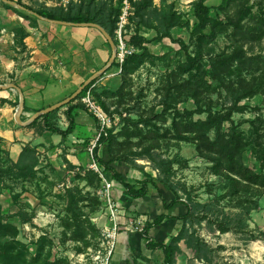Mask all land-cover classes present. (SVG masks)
<instances>
[{
    "label": "rangeland",
    "instance_id": "374dc122",
    "mask_svg": "<svg viewBox=\"0 0 264 264\" xmlns=\"http://www.w3.org/2000/svg\"><path fill=\"white\" fill-rule=\"evenodd\" d=\"M15 1L33 8L32 11L55 8L47 5V0ZM198 1L155 0L158 7L164 2L168 6L173 5L174 10L190 22L189 26L175 27L163 38L161 26L149 29L141 25L138 30V19L134 17L129 35L139 33L147 38L143 47L134 45L135 53L144 54L145 61L136 69L116 74L124 82L117 89L101 83L103 75L96 77L94 83L99 82L97 92L102 94L112 127L107 135L110 139L100 140L95 152L98 151L99 156L102 152L110 157L127 156L136 160L135 164L122 161L131 165L132 174L128 172L127 175L131 182L139 181L138 177L145 179L144 172L157 178L158 170L146 157L148 154H154L157 159L175 160L173 180L187 188L180 194L187 200L191 195L194 202L201 204L198 214L187 225L194 236L197 251L181 241L175 264H264V192L253 187L237 197L226 195L225 179L213 171V163L208 157L200 155L194 135L180 138L179 124L174 123V120L180 122L179 113L185 109L194 110L202 106L203 109L211 107L213 111H226L231 105L225 89L210 74L206 76L207 83L201 88V95H193V88L184 85L190 75L180 74L177 70L178 65L187 60V54H196L198 43L194 24L198 21L195 16V3ZM97 3L102 4V1L96 0ZM206 3L211 7L213 18L225 22L233 18L242 27L238 29L233 22L228 23L226 31L218 33L215 39L207 40L206 63L211 56L231 53L237 47H242L248 57L254 58L251 65L236 63L232 74L234 78L242 74L256 90L255 95L240 101L239 105L244 109L234 112L232 117L240 130L250 135L252 121L257 116L264 119V0H206ZM41 20L29 10L0 0V67L5 56L17 60L27 50L28 30L40 27ZM105 44L110 51L109 60L112 49L107 39ZM115 65L108 73L118 70ZM207 69L209 71L210 67ZM76 101L85 107L81 98ZM65 108L67 106L59 111ZM206 115L205 112L196 113L194 118H206ZM136 120H151L153 126L141 124L142 133L132 135L136 128L131 121ZM110 130L113 133L111 137ZM97 136L98 128L86 141L91 160L89 148ZM244 157L246 163L255 161L251 154L245 153ZM90 162L87 166L71 168L66 164V168H56L43 158L33 169V174L26 178L4 175L0 181V224L13 225L17 234L0 226V241H17L18 249L26 252L28 264H46L56 260H61V264L100 263L107 251L103 245L102 228L98 224L106 216L101 214L103 204L98 196L101 184L90 185ZM3 165L11 166V162L7 160ZM159 185L167 192L160 182ZM150 188L160 193L153 184ZM112 193L118 203L117 189L114 188ZM70 194L76 200L73 204H69ZM132 199H127V203L119 208L128 210L125 207L136 200ZM75 213H82L83 218L84 214L89 215L101 232L96 235L88 233L85 239H76V226H66V222H73ZM182 223H179L180 227ZM221 224L228 226L229 231H221Z\"/></svg>",
    "mask_w": 264,
    "mask_h": 264
},
{
    "label": "trees",
    "instance_id": "16d2710c",
    "mask_svg": "<svg viewBox=\"0 0 264 264\" xmlns=\"http://www.w3.org/2000/svg\"><path fill=\"white\" fill-rule=\"evenodd\" d=\"M19 3L21 4V2ZM26 7L33 10L29 6ZM34 11L53 20H64L76 23L96 22L101 24L115 37L119 9L114 7L113 4L104 1H102V4H96V0H83L80 4L70 5L68 9L55 7L49 11ZM195 16L198 20L194 24L198 43L196 54L194 56L187 54V60L181 62L177 70L180 74L190 75V78L185 81L184 85L186 88H193V95H201V88L207 83L206 76L210 74L211 78L219 81L220 87L225 89L231 100V105L227 107L226 111H213L211 107L203 109L202 106L194 110L185 109L181 114L179 113L181 117L180 122L178 123L174 120L176 125L179 124V136L180 138H187L185 137L187 134L194 135L193 139L197 144V150L200 155L208 157L213 163V171L225 179L228 187L225 192L226 195L237 197L244 190L247 192L253 187H257L259 191L264 192V119L261 116H257L252 121L251 134L247 135L240 130L232 118L234 112L244 109V107L239 105L240 101L243 98L256 94L254 86H250L242 74H239L236 78L233 77V67L236 63H239L241 66L251 65L254 58L248 57L242 47H237L231 53H217L209 58L208 63H206L205 57L207 40L215 39L218 33L226 31L229 25L228 23L233 22L238 29H242V27L236 24L233 18H230L229 22H225L223 19L213 18L211 7L206 3V0H199L195 3ZM136 18L138 19V30H140L139 26L141 25L149 29H155L161 26V38L168 36L170 31L175 27L190 25L189 21H185L182 15L174 10L173 5L168 6L164 2L161 7H158L155 5V0L139 1L136 4ZM156 22L159 23L156 24ZM127 39L132 45L138 47H143L144 43L148 41L145 36L139 33L127 35ZM144 61V54L134 53L124 63L123 72L136 69ZM207 67H210L209 71ZM95 81H92L75 100L66 105V115L69 120V126L66 130H62L60 127L49 122L50 117L57 113L59 109L39 117L32 125L35 126L43 119L47 129L61 134L64 138L73 133L77 125L75 111L80 107H84L82 104L75 102L86 93ZM123 85L124 82L122 83ZM95 94L99 102L106 109L102 94L97 92V90ZM204 112L207 113L206 118H194L196 113ZM131 123L136 128L132 135L142 133L139 128L141 124L148 127L153 126L151 120H136L131 121ZM111 136H113L112 130H110ZM109 139V136H103L101 140L106 141ZM245 153L251 154L255 158V161L246 163ZM95 157L105 166L108 175L113 180L122 184L125 195L134 199L145 197L149 192L150 184H153L160 191L166 209L173 208L177 203L186 205L187 211L185 214L180 216L166 213L159 214L153 221L146 223L141 231L142 236L147 240L149 248L163 250L164 261L162 264H175L176 254L180 250L179 243L181 241H185L189 247L197 251L194 236L189 232L187 225L198 214L201 204L194 202L191 195H189L190 200H187L180 194L181 190L187 191V188L186 186L178 185V183L176 184L173 180L174 164L176 163L174 159H157L154 154H148L146 157L151 159L155 169L158 170L157 178H154L149 172H144L145 179L131 182L111 164L116 160L135 164L136 160H131L125 156L120 158L111 157L109 161H106L98 155V151H96ZM4 162L0 156V181L6 174L26 178L30 174H33V169L40 164V159L36 147L28 145L25 147L17 162L11 161V166L8 167L3 165ZM66 163L69 167L75 168L69 160H66ZM88 175L90 185L97 186L101 184V178L96 172L90 169L88 170ZM159 182L166 190L173 193L174 198L170 202L165 200ZM70 198L69 204H73L76 201L74 195L70 194ZM69 210H73V208ZM84 217L82 213H75L73 222H66L67 228L76 226L75 233L77 235L76 239L78 240L85 239L88 233L94 232L96 235V233L101 232L93 224L89 215L84 214ZM167 219H179L183 222L182 226L179 228L177 234H174L168 242L158 241L150 235L149 231L151 228L161 225ZM0 226L7 228L8 231H12L15 235L17 234V229L11 224H0ZM229 229L224 224L220 225V230L223 232H227ZM18 245L19 243L17 241L12 243H2L0 241V262L3 264H28L25 260L26 252L19 250ZM36 260H39V258ZM61 263V260H56L51 263L46 262V264ZM29 264H33V262Z\"/></svg>",
    "mask_w": 264,
    "mask_h": 264
},
{
    "label": "crops",
    "instance_id": "0c3cea01",
    "mask_svg": "<svg viewBox=\"0 0 264 264\" xmlns=\"http://www.w3.org/2000/svg\"><path fill=\"white\" fill-rule=\"evenodd\" d=\"M47 5L56 7L54 0H47ZM41 22L40 27L28 30L30 34L25 41L27 50L17 60L5 56L4 64L0 67V85L16 84L24 93L25 108L21 115L23 121L73 94L90 76L105 66L110 52L105 44L106 37L98 28L70 26L47 20ZM101 80V83L113 89L122 84L121 79L113 73L104 74ZM19 102L18 90L0 89V156L3 161L17 162L25 147L30 145L36 147L39 159H48L56 168H66V160L75 167L89 164L91 159L86 141L94 135L98 124L85 107L75 111L76 129L64 138L47 129L43 119L35 126L32 125L33 122L28 125L20 124L16 118ZM66 110L67 108L55 113L49 122L66 130L69 126ZM100 157L106 161L111 159L109 154L102 152ZM111 165L126 178L128 172H132L131 165L126 162L116 160ZM138 180L142 178L138 177ZM114 184L120 198L118 206L127 203V199L133 200L124 194L121 183L114 180ZM162 192L167 202L174 198L169 190L165 192L162 189ZM125 208L128 210L120 209L121 231L119 229L111 264H162L163 250L149 248L141 229L159 214H185L186 205L177 203L173 208L166 209L161 194L149 188L145 197L134 200ZM180 222L179 219H167L161 225L151 228L149 233L158 241L168 242L172 235L177 234ZM112 224L110 218L103 217L98 225L103 228Z\"/></svg>",
    "mask_w": 264,
    "mask_h": 264
},
{
    "label": "built area",
    "instance_id": "2783aa9c",
    "mask_svg": "<svg viewBox=\"0 0 264 264\" xmlns=\"http://www.w3.org/2000/svg\"><path fill=\"white\" fill-rule=\"evenodd\" d=\"M83 0H54L56 7H63L68 9L70 5L80 4ZM119 9L117 16V25L115 29V42H116V58L115 68L118 70L113 72V75L120 74L123 71V65L127 58L136 52V48L128 39L129 28L133 26V20L136 15V4L141 0H101ZM109 72V71H108ZM105 73V74H108ZM98 82L92 84L86 93L81 97V101L97 119L98 121V136L92 141L89 151L92 160L89 169L96 172L101 178V186L98 190V196L102 202L101 214L110 218L112 221L111 226H103L102 234L104 236L103 245L107 251L106 256L101 259L98 264H111L116 243L119 237V225L121 210L118 203L113 196L115 188L114 180L108 175L106 168L95 157V149L103 136H107L109 129L112 127V119L107 110L99 102L95 91L97 90ZM143 228L141 229V231Z\"/></svg>",
    "mask_w": 264,
    "mask_h": 264
},
{
    "label": "water",
    "instance_id": "95a60500",
    "mask_svg": "<svg viewBox=\"0 0 264 264\" xmlns=\"http://www.w3.org/2000/svg\"><path fill=\"white\" fill-rule=\"evenodd\" d=\"M4 1L13 5V6L20 7V8L25 9V10H29L34 15L38 16L42 20H47L50 22L64 24V25H70V26H73V25L74 26H91V27L98 28L104 34L106 39L109 41V44H110L111 49H112L111 57L109 58L108 62L105 64V66L102 67L101 69H99L97 72H95L92 76H90L73 94H71L69 97H67L66 99H64L60 102H57L53 105H50L46 108H43V109L37 111L26 121H23L21 119V115L24 112V108H25V98H24V93L22 92V90L16 84L0 85V89L12 88V89L18 90V92L20 93V102H19L17 115H16L17 121L20 124H22V125L31 124L32 122L37 120L39 117H42V116H44L50 112H53L55 110H58L64 106H66L71 101L75 100L86 89V87L92 81H94L96 79V77L104 75L115 65V58H116V42H115V39L109 33V31L107 29H105L101 24L96 23V22H79V23H76V22H70V21H64V20H53V19H50L48 17H45V16L35 12V11L28 9L26 6L20 4L19 2L15 1V0H4Z\"/></svg>",
    "mask_w": 264,
    "mask_h": 264
}]
</instances>
